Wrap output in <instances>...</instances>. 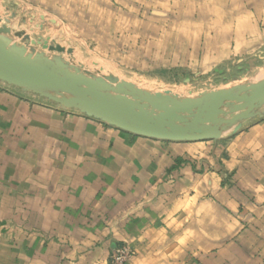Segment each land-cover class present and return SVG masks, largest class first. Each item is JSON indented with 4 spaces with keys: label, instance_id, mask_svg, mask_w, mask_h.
Returning <instances> with one entry per match:
<instances>
[{
    "label": "crops",
    "instance_id": "0c3cea01",
    "mask_svg": "<svg viewBox=\"0 0 264 264\" xmlns=\"http://www.w3.org/2000/svg\"><path fill=\"white\" fill-rule=\"evenodd\" d=\"M11 1L111 34L133 65L264 80V0ZM123 243L127 264H264V110L168 142L0 82V264H110Z\"/></svg>",
    "mask_w": 264,
    "mask_h": 264
},
{
    "label": "water",
    "instance_id": "95a60500",
    "mask_svg": "<svg viewBox=\"0 0 264 264\" xmlns=\"http://www.w3.org/2000/svg\"><path fill=\"white\" fill-rule=\"evenodd\" d=\"M11 33L9 27L0 29V82L136 136L168 142L219 140L231 128L240 131L264 107V80L247 93L223 91L217 97L152 93L114 76L90 75L61 58L30 54L13 43ZM51 50L73 52L60 46Z\"/></svg>",
    "mask_w": 264,
    "mask_h": 264
},
{
    "label": "rangeland",
    "instance_id": "374dc122",
    "mask_svg": "<svg viewBox=\"0 0 264 264\" xmlns=\"http://www.w3.org/2000/svg\"><path fill=\"white\" fill-rule=\"evenodd\" d=\"M77 22L79 19L64 21L42 10L21 6L11 0H0V29L11 28L12 33L8 37L13 43L24 47L30 54H44L51 59L61 58L93 76H114L152 93L171 91L173 95L182 98H198L206 94L217 97L223 91L247 93L257 84L251 80L227 82L225 78L236 76L227 71L222 75L190 78L179 75V67L148 65L143 58H137L133 65L127 58L128 52L124 50L126 44L112 39L111 34L90 33L86 31L85 25L81 27ZM58 46L72 49L73 52L69 54L51 50V47ZM233 117L230 114L228 118ZM233 134L234 128H231L224 135Z\"/></svg>",
    "mask_w": 264,
    "mask_h": 264
},
{
    "label": "built area",
    "instance_id": "2783aa9c",
    "mask_svg": "<svg viewBox=\"0 0 264 264\" xmlns=\"http://www.w3.org/2000/svg\"><path fill=\"white\" fill-rule=\"evenodd\" d=\"M134 254V250L128 244H119L111 253L110 264H127Z\"/></svg>",
    "mask_w": 264,
    "mask_h": 264
}]
</instances>
